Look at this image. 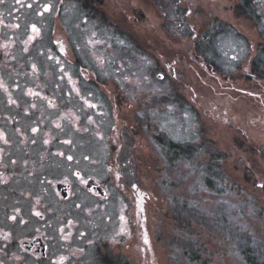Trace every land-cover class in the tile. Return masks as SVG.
Instances as JSON below:
<instances>
[{"label":"rangeland","instance_id":"rangeland-1","mask_svg":"<svg viewBox=\"0 0 264 264\" xmlns=\"http://www.w3.org/2000/svg\"><path fill=\"white\" fill-rule=\"evenodd\" d=\"M84 1L0 0V46L32 55L37 68L12 81L54 102L66 77L81 79L88 101L58 146L77 160L112 143L125 169L113 183L143 200L134 264H249L244 251L264 262V64L254 67L264 63V0H88L93 23ZM169 143L190 151L175 167ZM61 162L41 170L60 173ZM74 165L104 177L99 165Z\"/></svg>","mask_w":264,"mask_h":264},{"label":"flooded vegetation","instance_id":"flooded-vegetation-1","mask_svg":"<svg viewBox=\"0 0 264 264\" xmlns=\"http://www.w3.org/2000/svg\"><path fill=\"white\" fill-rule=\"evenodd\" d=\"M242 3L232 8L237 16L246 10L247 2ZM80 5L86 20L93 23L92 2ZM8 29L1 20L0 39ZM9 45L5 53L0 46V264H134L133 251L145 237L142 217L138 220L143 200L131 186L113 183V178H120L117 168L122 175L125 169L113 158L112 143L106 139L101 152L92 145L95 152L89 158L77 159L83 169L99 165L104 177L76 167L77 160L58 146L57 132L65 124L78 129L81 99L88 101L77 87L81 79L66 77L62 82L67 92L62 104L54 102L49 93L29 87L25 80L23 88L12 81L13 75L24 79L25 67L34 70L37 65L31 54L19 57L13 52L14 45ZM69 88L76 96V109L67 107ZM50 157L62 160L60 173L45 175L41 170ZM138 252L143 260L146 250L139 248Z\"/></svg>","mask_w":264,"mask_h":264},{"label":"trees","instance_id":"trees-1","mask_svg":"<svg viewBox=\"0 0 264 264\" xmlns=\"http://www.w3.org/2000/svg\"><path fill=\"white\" fill-rule=\"evenodd\" d=\"M87 5V2L84 4V6H86ZM85 13H86V11H85ZM206 35V34H205ZM205 37V36H204ZM201 46V45H200ZM200 56H195V58H198L199 59V61H200V63L204 66V65H206L205 64V60H203L202 58H199ZM261 60V59H260ZM260 60L259 61H254V67H258V66H260V65H263L264 63H260ZM27 70H28V72H32L33 71V69H32V66H26L25 67ZM37 68V67H36ZM35 70V69H34ZM33 73H35V72H33ZM156 137H158L157 135H156ZM155 137V138H156ZM160 142L161 143H163L161 140H160ZM170 145V148H169V150H168V152H167V154H164V156L166 157V159L167 160H169V163L172 165V167H175L174 166V162H175V160H178V159H180V158H184L186 155H188L189 154V152L190 151H188V150H179L178 148V150L176 149V146L175 145H173V144H171V143H169ZM206 182L208 183V184H210L211 183V178L209 177L208 179H206ZM209 188H212V187H209ZM244 256H245V259H246V261L249 263V264H264V262H259V260L258 259H255L254 257H252L247 251L245 252L244 251Z\"/></svg>","mask_w":264,"mask_h":264}]
</instances>
